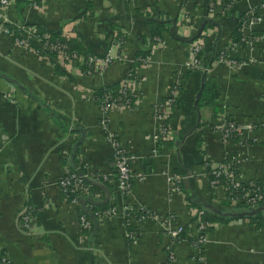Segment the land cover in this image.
Returning <instances> with one entry per match:
<instances>
[{
    "label": "crops",
    "instance_id": "0c3cea01",
    "mask_svg": "<svg viewBox=\"0 0 264 264\" xmlns=\"http://www.w3.org/2000/svg\"><path fill=\"white\" fill-rule=\"evenodd\" d=\"M208 2L11 0L0 11L11 25L67 34L82 55L101 57L109 48L114 57L102 71L86 75L76 64L66 69L0 31V256L9 264L163 263L169 237L158 222L140 219L135 210L126 221L124 204L170 214L182 226L177 234L182 237L171 243L169 264H264V220L256 227L233 218L223 187L210 185L205 170L232 157L241 181L264 182V0H235L225 9L226 0H215L212 14ZM249 9L258 20L241 29L248 43L234 46L238 64L216 62ZM207 19L216 27L202 30ZM152 21L164 26L157 45L149 34ZM200 31L206 35L199 60L208 65L188 68V44ZM117 39L119 48L113 45ZM139 53H145L143 61L135 63ZM208 78L213 91L203 94ZM122 82L131 102L102 108L96 93L104 87L115 92ZM174 84L179 93L168 114L170 139L156 142L153 107ZM221 111L252 129L224 145L211 126ZM106 131L132 157L137 177L126 195L116 186ZM80 166L99 177L89 180L95 187L67 201L57 180L64 170ZM166 173L181 177L178 188ZM186 197L196 205L190 207ZM24 204L34 215L30 231L18 223ZM91 204L99 211L114 206L116 212L95 215ZM196 206L231 217L206 222L207 237L198 251L191 247L200 221ZM80 210L89 227L80 226ZM256 211L264 216V202Z\"/></svg>",
    "mask_w": 264,
    "mask_h": 264
},
{
    "label": "built area",
    "instance_id": "2783aa9c",
    "mask_svg": "<svg viewBox=\"0 0 264 264\" xmlns=\"http://www.w3.org/2000/svg\"><path fill=\"white\" fill-rule=\"evenodd\" d=\"M11 0H0V11L8 5ZM214 1L209 0L207 13L212 14L214 9ZM235 0H226V6L230 5ZM218 13H223V9L218 11ZM251 9H249V16H245L241 21L239 31L241 33L242 27L252 26L258 18L252 16ZM6 18L0 13V31L13 35L12 31L7 28ZM16 29L19 30V35L14 36L13 40L15 43L29 47L38 55L49 56L53 54L54 61L63 66L64 68L71 69L75 63L83 64L84 70L83 74L89 75L92 73H97L106 68L114 59L110 54L109 48L106 49L104 54L101 57H96L95 55H82L81 53L70 49L68 45L69 37L67 34H59L58 37L51 39L50 34L47 30H43L41 34L36 33V29L33 25L27 26L25 24L14 25ZM206 34L201 32V35L195 37L188 44V68H198L201 67L200 60L196 57L197 53L201 50L204 38ZM156 45L159 43V39L155 38ZM30 42L34 43L35 47L30 46ZM247 44L248 41L245 36L241 33L240 42H235L230 39V42L224 45L216 54L215 61L218 63H225L228 67H234L238 64L232 56V51L234 46L240 43ZM114 47L119 48L121 42L117 39L113 42ZM143 61L142 58H140ZM124 81V80H123ZM125 84L122 82L120 91L125 92ZM179 93L178 85L174 84L170 87L167 94L157 102L153 107V119L155 122V129L152 133V139L158 142H164L170 139L171 128L168 122V114L170 112L171 106ZM105 101L108 100V95L104 96ZM119 102L123 105H127L128 99L125 98L122 94L118 98ZM110 104L113 105V102ZM109 104V105H110ZM104 106L102 108L108 107ZM104 124V121H100ZM212 129L217 133L219 140L224 144L228 145L231 140H240L244 137L245 133L252 129V124L249 122H237L236 120L228 117L223 111L218 112L212 122ZM106 140L112 147L113 152V164L116 170V186L118 190L126 195L130 191L132 181L137 177L130 168L131 156L122 148L120 143L116 140L114 134L106 131ZM234 161L232 157H224L220 162L216 163L209 167L208 173L211 176L208 179L210 185H220L223 187L226 194L224 195L228 202L232 205L239 203H244L250 206L259 204L264 200V182L248 181L244 182L239 179L234 168ZM96 175V176H95ZM99 175L89 172L85 169L82 174H78L73 171L64 170L57 180V186L62 192H71L75 195H82L87 193V187L85 182L91 180L92 178L97 179ZM100 178L105 179V176ZM166 180L168 183L173 184L175 188H178V183L181 181L175 173H166ZM71 201H75L73 197ZM139 212V218L151 219L159 223L160 227L164 233L169 237V243L165 245L166 256L165 261L161 264H169L172 261L171 255V243L176 239V236L179 232L182 231V226L174 224L173 216L170 214L167 215H155L151 213L144 207L134 208L131 205L124 204L122 205L120 211L124 213L125 220L129 221V215L132 212ZM116 209L114 206L109 207L104 211L95 210L94 214H114ZM79 224L81 227H89V222L83 214L78 215ZM18 223L19 227L22 230L30 231L34 226V215L32 209L29 205L24 204L18 211ZM207 224H202L200 221H197L194 226L195 234L191 240V247L198 251V249L204 244L207 233H206ZM127 238H131V233H126ZM0 264H9L4 256H0Z\"/></svg>",
    "mask_w": 264,
    "mask_h": 264
},
{
    "label": "trees",
    "instance_id": "16d2710c",
    "mask_svg": "<svg viewBox=\"0 0 264 264\" xmlns=\"http://www.w3.org/2000/svg\"><path fill=\"white\" fill-rule=\"evenodd\" d=\"M243 19H242V17L234 24V28L232 29V31H231V33H230V37H231V39L233 40V41H235V42H240V39H241V33H240V31H239V27H240V24H241V21H242ZM6 26H7V28H9L11 31H12V33H13V35L14 36H18L19 35V30L18 29H16V27L14 26V25H11V24H5ZM35 27V26H34ZM207 27H211V28H213V27H216V25H215V23L211 20V19H207L206 20V23H204V26H202V30L203 29H205V28H207ZM35 31H36V33H38V34H41L42 33V31L44 30V29H41V28H39V27H35ZM162 30H164V26L162 25V23H159V22H156V21H152V22H149V34L151 35V36H153L152 37V42H156V40L154 39V38H159L158 36L160 35V32L162 31ZM49 32V31H48ZM49 34H50V37H51V39H53V38H55V37H58V35L59 34H57V33H52V32H49ZM201 35V31L196 35V37H198V36H200ZM203 38H204V36H203ZM68 45H69V48L70 49H74L75 51H77V52H79V47H78V45H77V43L74 41V40H72V39H69L68 40ZM30 46L31 47H35V45H34V43H32V42H30ZM80 53V52H79ZM145 53H139V54H136V55H134V58H137V59H135L134 61H135V63H137L138 62V60H140V57H142L143 55H144ZM200 54H201V50L199 51V53H197V55H196V57L199 59V57H200ZM86 55H93V54H86ZM233 56V55H232ZM49 57L50 58H53V54H50L49 55ZM214 58H215V56H214ZM78 67H79V69L81 70V71H83L84 70V65L83 64H77V63H75ZM200 64H202V62L200 61ZM204 64V66L205 65H208V62H204L203 63ZM202 64V65H203ZM211 87H212V81H211V79L210 78H208V79H206V81L204 82V86H203V94H205L208 90H212L211 89ZM120 89H121V87H119L115 92L113 91V90H110L108 87H104L103 89H100L101 91L100 92H97L96 94H97V96L95 97L96 98V100H97V102L98 103H100V105H102V107H104V106H107V105H109L111 102H118L119 100H118V98L122 95V94H124V96H125V98H127L128 99V102H131L130 100H131V98H130V95L128 94V92L126 91V89H125V92L124 93H122L121 91H120ZM213 91V90H212ZM105 95H108V100H106L105 101V99H104V96ZM114 96H116L114 99H113V97ZM214 98V94H213V92L211 93V96L210 97H208V99H213ZM127 102V103H128ZM129 104V103H128ZM233 141V140H232ZM205 170L207 171V173H208V168L205 166ZM71 171H73V172H76V173H78V174H82L84 171H85V168L84 167H79V169L77 170V171H74V170H71ZM95 174V173H94ZM96 176V175H95ZM207 177H208V179H210L211 178V176L209 175V174H207ZM85 184H86V187H87V190L88 189H90L91 187H95V185L94 184H92V182H90V181H86L85 182ZM61 192V195H62V197H64L67 201H69V200H71L73 197L75 198V200H77V198H78V196H83L84 194H82V195H75L74 193H71V192H62V191H60ZM226 194V191H224V195ZM186 200H187V202H188V204H189V206L191 207V206H195L196 204H193L191 201H190V199H189V197L187 198L186 197ZM224 200H225V203H224V205H225V207H227V208H229V209H231L232 210V212H233V214H232V217L233 218H245V219H247L248 220V222H250V223H252L254 226H256V227H258L260 224H261V222L264 220V216H260V215H258L257 214V208H258V205L259 204H261L262 202H264V200L263 201H261L259 204H256V205H253V206H250V205H247V204H244V203H239V204H236V205H232V204H230L229 202H228V200L226 199V197L224 196ZM91 207H90V210L91 211H95L96 209H100V208H98L97 207V205H90ZM195 209L197 210V212H198V219L200 220V222L201 223H206V222H212V221H216V222H224L225 220H227V219H229V218H231V217H226V218H221V217H218V216H214L212 213H211V211L210 212H208L209 210H202V209H199V208H197V206L195 207ZM80 214H83L82 212H81V210H80V212H79ZM84 216H86L85 214H83ZM193 218H195L194 216H193ZM182 233H180V235H178L177 237H176V239L177 238H181L182 237Z\"/></svg>",
    "mask_w": 264,
    "mask_h": 264
}]
</instances>
